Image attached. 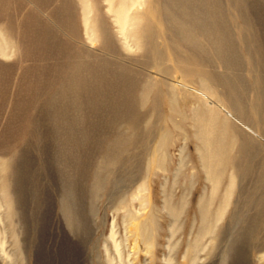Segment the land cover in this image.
I'll use <instances>...</instances> for the list:
<instances>
[{
  "label": "rangeland",
  "instance_id": "1",
  "mask_svg": "<svg viewBox=\"0 0 264 264\" xmlns=\"http://www.w3.org/2000/svg\"><path fill=\"white\" fill-rule=\"evenodd\" d=\"M53 1L41 0L40 5L32 0H0V47L6 46L8 53L7 57L0 55V166L12 156H18L15 183L9 177L12 166L4 172L0 169V264H191L188 244L193 243L200 226L196 207L204 189L207 194L212 189L199 164L192 121L188 118V123L183 125L185 132L174 131L169 123L165 124L172 134L167 145L170 159L165 163L151 157L152 149L158 144L151 138L146 141L148 146H139L130 155L121 157V163L113 167L111 180L104 171V183L96 187L98 164L105 154V145L114 137L104 140L100 131L109 135L112 128L100 125L99 132L92 136L94 142L81 143V149L60 154L62 134L56 136L57 127L49 122L52 113L47 111L46 103L56 95L73 60L68 49L90 48L95 55H103L99 49L102 38L96 29L99 22L107 24L124 55L138 57L142 52L139 48L124 51L125 39L118 36L115 9L110 11L106 0H86L91 4V28L98 33L93 44L88 41L84 28V0L70 1L73 23L69 24L70 32L49 11L60 6L58 0ZM121 1L113 0V4L118 6ZM153 1L143 0L139 12L143 14L154 7ZM247 1L248 24L258 29L264 48V0ZM221 3L226 24H244L229 7V0ZM136 11L137 8L133 9L131 15ZM203 11L201 16L206 15ZM26 14L27 20L23 19ZM25 21L26 24H21ZM128 31L132 34L130 28ZM129 41L133 43V39ZM237 47L246 60L242 45ZM262 52L264 58V49ZM217 69L224 72L221 67ZM259 70L262 79L264 70L262 67ZM244 72L243 76L247 75L245 79L252 86L248 66ZM181 104L190 115L197 103L190 98L188 104ZM162 109L164 114H169L166 103ZM99 119L103 122L102 117ZM261 127L252 135L264 146ZM230 174L231 168H227L218 196L224 193ZM67 193L73 195L72 219L64 211ZM182 195H189V204L186 214L175 221L166 208ZM235 200L234 196L220 226L228 222ZM217 203L218 199L213 209ZM130 213L137 217L135 222L131 221ZM249 214L253 216V212ZM146 220L150 226L143 232L141 223ZM241 232L240 228H230L225 244L205 239L204 251L199 252L196 264H264V250L257 252L248 246L242 256L232 255L226 261L229 240ZM263 240L264 231L257 233L255 246L260 248Z\"/></svg>",
  "mask_w": 264,
  "mask_h": 264
},
{
  "label": "bare ground",
  "instance_id": "2",
  "mask_svg": "<svg viewBox=\"0 0 264 264\" xmlns=\"http://www.w3.org/2000/svg\"><path fill=\"white\" fill-rule=\"evenodd\" d=\"M32 1L41 5V0ZM70 1L58 0L60 6L49 10L67 31L69 24H73ZM106 1L110 11L115 9L118 36L125 39L124 51L139 48L142 54L138 57L124 55L103 21L96 28L102 38L99 48L102 56L95 55L90 48L68 49L73 60L56 95L46 103L47 111L52 113L49 122L57 127L56 136L62 134L60 154L81 149V143L94 142L92 136L99 132L100 125L112 128L109 135L100 131L104 140L114 136L105 145V154L95 171L94 183L100 187L104 183V171L111 180L113 167L121 163V157L130 155V151L139 146H148L146 141L151 138L158 141L151 157L159 159L160 163L170 159L167 145L172 134L165 124L169 123L174 131L185 132L183 125L189 118L197 141L199 164L212 188L210 194L204 189L196 207L200 226L195 240L188 244L187 256L191 264L199 260L205 239L223 244L230 228H240L242 232L229 240L226 261L232 255L242 256L247 246L257 252L263 251L264 240L260 248L254 241L256 234L264 231V146L258 144L252 133L259 132V126H263L264 136V78H260L259 70L261 67L264 70V48L258 29L248 24L245 15L248 1L229 0V7L243 20L241 25L226 24L221 0H154V7L143 14L139 12L143 0H132L131 4L122 0L118 6L113 0ZM84 2V28L88 41L93 44L98 33L91 28V4ZM136 8L138 11L131 15ZM202 9L204 16L200 15ZM27 18L28 14L24 15L23 19ZM129 28L132 34L128 33ZM129 39H133V43ZM238 44L244 48L246 60L237 50ZM0 55L8 56L6 46L5 49L0 47ZM218 66L224 72L219 71ZM247 66L253 78L252 86L245 79ZM190 98L197 104L187 115L181 102L188 104ZM165 103L168 115L163 113ZM223 111L227 115H223ZM17 157L12 156L10 164L9 160L0 166L3 172L12 166L9 177L14 183L18 177ZM227 168H231L228 184L218 196ZM234 196L232 214L228 222L220 226ZM66 197L64 211L72 219L73 195L67 193ZM188 198L189 195H182L179 201L165 207L175 221L186 214ZM217 199L218 206L213 209ZM251 212L253 216L250 217ZM133 215L129 216L135 222L137 217ZM141 225V230L146 232L150 221Z\"/></svg>",
  "mask_w": 264,
  "mask_h": 264
}]
</instances>
